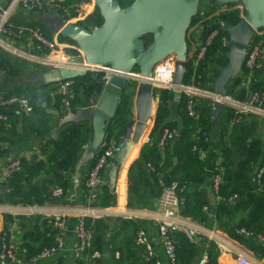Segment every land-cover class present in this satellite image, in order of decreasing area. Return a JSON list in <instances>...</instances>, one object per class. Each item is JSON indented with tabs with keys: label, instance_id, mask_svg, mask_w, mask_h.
I'll list each match as a JSON object with an SVG mask.
<instances>
[{
	"label": "trees",
	"instance_id": "obj_1",
	"mask_svg": "<svg viewBox=\"0 0 264 264\" xmlns=\"http://www.w3.org/2000/svg\"><path fill=\"white\" fill-rule=\"evenodd\" d=\"M91 1L92 0H52L53 3L59 2L60 4V9L56 12L58 15L62 16L70 23L93 30L101 27L103 19L97 7H89ZM116 1L122 8H126L131 4L129 0ZM219 6L216 0H211L210 6H208V12L203 13L201 11V13H197L191 23V26H193V24L201 18L200 15L204 14L205 17L210 18V20L206 21L204 24L205 36L207 33L211 32V30L219 31L212 47L209 48L207 52L205 60L200 66V73H204V76L209 72L213 73L214 76H218L220 71L227 65L226 54L228 49L225 45L229 40L228 29L237 26L242 20L239 11L222 13L212 17ZM85 8H88L87 10L90 8L92 10L91 14L87 13ZM41 13L48 14L50 12L47 8ZM80 16L86 19L82 20ZM24 26H28V28L34 30H37L38 27L41 28L40 32L46 34V36L45 34L43 35L45 38L49 34L55 35L54 32L50 31L45 25L29 23L16 16L11 18L9 26L6 28L11 32L10 36L13 37V35H16L19 39L21 36L19 35V28ZM24 34L28 33L24 32L23 35ZM148 37L144 39L146 44L150 43L147 41ZM60 39L61 43H63L61 50H63L66 55L72 59L80 56V49L74 42L61 36ZM261 42H264V36H256L252 40L251 46L260 45ZM36 43L37 42L34 40L33 44L35 49H33V51L37 50ZM13 64L14 59L0 49V70L6 72H9V70L13 71ZM244 71L243 69L240 77L235 79L230 87L229 95L234 99H244V92L237 91L239 86L245 82ZM135 72H138V70H135ZM260 74L261 72L256 75L253 86L256 92H260L264 95V80L259 79ZM191 77V64H188L183 83L189 84ZM92 78L93 74H87L75 79L77 83L76 88H85L83 96L86 98H90L101 90L99 81L93 80ZM136 85V83H133L131 88L134 89ZM14 94L22 95L29 99L30 104L34 108V114L39 116L42 120V122H39L37 125L39 128L38 131L35 132L40 136L48 135L51 130L48 124L53 122L52 115L48 113V110H58L61 105L60 98L57 97L55 100L52 99V87L41 84L31 89L3 91L4 96H11ZM79 101L80 98H76L72 102L73 110L77 109ZM129 104V96H126L116 121V124L119 125L121 129L125 128L124 123L129 115ZM172 104L176 106L180 122L169 120V111ZM186 106L187 98L185 95H177L171 91L159 92V103L150 140L143 147L139 158L132 164L128 172V193L131 200L128 207L140 210L153 209L163 186L169 185L172 182H178L181 187L186 186V189L179 194L181 216L204 223L207 220V212L204 211V209L208 208V203L201 196H196L192 192V188L202 185L205 180L206 162L201 152L208 150L209 135L214 127L211 114L212 102L207 99H198L196 107V111L200 116L198 121L189 116ZM226 116L229 122L227 127L230 130V136L223 144L221 164L217 171L221 175L222 181L217 193L219 203L216 209V220L220 223L221 220H231L235 214L240 211L246 213V218L242 220L247 221L241 222L233 232L230 233V236L234 240L243 244L246 242L243 240L244 236L241 234L242 231H246L253 236L257 235L264 237V188L259 190L255 175H253L254 167L259 162H261V168L264 167V144L260 139L255 137L256 122L249 120V118L252 117H242V119L236 123L238 116H236L232 108L226 109ZM153 117L154 110L149 127L152 124ZM233 122L234 125L230 128ZM165 130L177 131V139L174 138L167 143L165 153L162 156L159 152L157 143ZM225 130L226 127L223 128V132ZM89 131V129H84L83 126L70 125L65 127L59 134L55 142V147L47 156L46 161L31 165L27 170L22 183L17 185L13 190L10 203L13 205L39 206L50 202L52 200L51 195L50 197L44 196L35 183V179L48 169L53 172V177L60 185L59 187L64 189L66 195L67 191L72 188V181H68V178L74 173L75 167L82 157L83 148L88 142ZM121 136L122 131L120 133L110 131L106 140L114 138L118 141ZM143 140L144 137L141 143ZM174 159L177 161L176 164ZM20 162L22 166L27 164L25 159H20ZM93 165L94 161L87 164L83 168L82 173L88 176ZM148 166H150L151 169L148 168ZM125 176L126 172L122 178L124 190L126 183ZM84 182L82 185L84 194L81 201L83 204L87 205V192ZM115 203V195L111 193L107 186H102L99 196L91 206L108 208L113 207ZM85 222L88 229L92 231L90 252H103L105 243L102 220L85 218ZM129 223L132 227H135V239L131 248L128 249V251L130 250L131 254H133L130 258L134 259L135 256H137L140 264H156L157 258L155 256L148 258L146 247L140 244L138 245L137 243L141 228L135 222L130 221ZM45 225L47 227L45 236L49 235V238L45 239V244L35 251L34 248L28 246L30 259L40 254L44 248L55 245L54 234L50 233V222L46 221ZM169 235L176 247L177 264H193L197 257L196 244L191 243L182 232L171 231ZM132 247L136 252H132ZM119 251L122 250L119 249ZM206 255V264H218V253L214 245H212ZM125 257L128 256L120 254V258L117 260L116 264H125ZM77 264H84V262L78 261Z\"/></svg>",
	"mask_w": 264,
	"mask_h": 264
},
{
	"label": "crops",
	"instance_id": "obj_2",
	"mask_svg": "<svg viewBox=\"0 0 264 264\" xmlns=\"http://www.w3.org/2000/svg\"><path fill=\"white\" fill-rule=\"evenodd\" d=\"M9 1L10 0H0V3L5 7L9 3ZM87 9L88 8H85L86 12L91 14L92 11L90 10L88 12ZM24 11L25 12H23V9H18L15 13H19V15L22 16L21 19H24V21L27 22H29L27 20L28 17H32L37 13L39 14V12L32 10ZM202 12H208V7L206 5L204 6ZM85 19L86 18L82 20ZM20 28H28V26ZM54 34L56 35L57 33L54 32ZM25 37H27V40L23 39ZM12 41L14 46H18L20 50H27L29 46V49L27 51H30V48L33 46V43H30L32 42V39L29 34H24L22 38L20 37L16 40L13 39ZM262 63L264 65V61ZM240 75L241 73L238 77H240ZM216 78L217 76H214V74L212 73V80L210 79L211 81L208 84V90L214 92V81ZM259 79L264 80V69L261 71ZM231 85L229 86V90ZM247 89L248 86L244 82L243 84H241V86H239L237 91H243L247 96ZM251 89L252 91H255L254 86H252ZM133 91L134 90L132 88H127L125 90L126 96L131 97ZM1 95H3V91L0 92V96ZM89 99L90 98H86L82 94L76 110L90 107L91 104ZM227 108L230 107L224 106L218 118L213 119L214 127L209 135V148L203 154L206 162L205 180L202 185L192 188V192L196 196H201L208 203V208H206V210L204 209V211L207 212L206 222L200 223L198 221L187 218L195 226L194 236L196 241L195 244L197 246V257L193 264H200V262L207 257L206 254L208 250L211 249L212 245H214L217 249L218 264H238L236 259L242 254H244L252 262V264H264V244L258 240V238L256 237L257 235L253 236L250 233H241L244 236L243 240L246 242L243 244L234 240L230 236V233H232L233 230L241 222L247 221L242 220L243 218H246V213L240 211L239 213H236L231 220H221L220 223L218 222V220H216V209L219 203V199L213 190L212 180L214 178L217 163L221 160L222 157L223 144L228 140V137L230 136V130L227 127L229 123L226 116ZM48 113L52 115L53 122L51 124H48L51 130L48 135L44 136H40L35 132L39 129L37 125L39 122H42L41 118L35 114L27 116L17 108L10 111V126L6 125L3 122H0V174L4 170V168L14 160L25 159L27 162V164L23 165L22 168L11 178L6 179L0 183V207L6 208V210H0V238L4 232H8L18 245L17 264H77V262L81 260V256H79L76 251V247L78 244L77 226L80 216L84 215L83 210L86 209V211H89L88 209L90 207L83 204V202L81 201L84 194L82 185L88 177L87 174L82 173L83 170L81 171L79 187L75 188L74 186V170V173L68 178V181H72V188L67 191L66 195L62 199H52L50 202H47L44 205H39L38 207L42 209L41 212H36L35 214H21L17 211H14V209H10L16 208L18 206L10 203V197L15 187L22 183L25 174L31 165H34L41 161H46L47 156L53 151L55 142L57 141L58 136L61 133L60 131L57 135H55V129L58 127L62 116L56 109H49ZM155 116L153 117L151 126L146 129L143 135L144 140L139 145V149L135 159L129 165L127 171H125V190L123 186L124 182L120 178L121 172L118 178L116 191L112 192L109 189L111 193L115 195V205L108 208L93 207V209H91L86 216L87 218H93L94 220H102L104 226L103 238L105 248L103 252H101L103 254V257L99 264H116L117 260L120 258V254L128 256L125 257V264H140L138 257L135 256L134 259L130 258V256H133V254H131L130 250L128 251V249L133 245L135 239V227H132L130 225V221L135 222L141 228L140 231L145 232L146 237L151 247L153 248V253L157 258V262L159 264H167V258L158 231V222L156 221L155 217L158 214L157 200L153 209L140 210L128 207L131 202L128 193V172L132 164L139 158L143 147L150 140L155 122ZM169 120L173 122H180L176 106L173 104L170 106ZM249 120L256 122L255 137L260 139L264 144V120H261L259 118H249ZM116 121L117 118L110 126L108 133L110 131H115L116 133H120L121 131H123V129H121L119 125L116 124ZM83 127L84 129L90 130L88 133L89 142L91 139V129L89 126ZM225 127L226 130L223 132V128ZM85 146L83 150H85ZM134 152L135 150L133 149L131 154ZM110 168H108L106 171L104 182H106L108 179V172ZM260 168L261 162H259L254 167L253 175H255V178ZM35 183L37 184L41 193H43L44 196L49 197L51 195V192L56 187L60 186L53 177V172L50 169L46 170L37 179H35ZM65 210H72V212H68L66 229L60 235V238H62V240L64 241V249L49 259H38L39 254L33 259H30V251L28 249V246L34 248L35 251L45 244V239L49 238L48 235L45 236V232L47 231L45 222H50L49 216H55L61 211ZM209 232H213L215 236L223 239V244L226 246V250L223 251L217 245V243L210 238ZM50 233L55 234L52 227ZM53 237L55 238L56 243L57 237L55 235ZM259 248H261L262 250ZM119 249H121L122 251H119ZM131 250L132 252H136L133 247Z\"/></svg>",
	"mask_w": 264,
	"mask_h": 264
},
{
	"label": "water",
	"instance_id": "obj_3",
	"mask_svg": "<svg viewBox=\"0 0 264 264\" xmlns=\"http://www.w3.org/2000/svg\"><path fill=\"white\" fill-rule=\"evenodd\" d=\"M129 1L131 4L122 8L116 0H94L103 23L93 30L70 23L57 13L46 16L45 26L79 47L81 55L73 62L83 67L110 68L126 74L138 70L141 77L150 79L155 66L174 55L177 64L173 82L177 86L181 85L188 61L187 33L198 13L201 0ZM216 2L223 6L240 3L245 9L241 22L228 29L229 40L225 45L228 49L227 65L214 81V93L226 97L229 86L242 72L252 40L259 31L264 30V0ZM148 36L152 39L146 44L144 39ZM85 75L83 70L52 69L39 80L54 88L63 81ZM100 84V92L89 99L91 106L68 113L61 118L55 129V135L70 125L89 126L91 129V139L75 167V188L80 185L83 168L101 153L109 128L123 107L125 90L131 88L133 83L114 76L108 84ZM133 90L129 97L131 119L118 141L119 150L108 172V179L102 183L103 187L107 186L112 192L117 189L124 163L149 128L155 106V93L151 84L142 82ZM223 108V103L212 102V118L217 119ZM174 162L177 163L176 159Z\"/></svg>",
	"mask_w": 264,
	"mask_h": 264
},
{
	"label": "built area",
	"instance_id": "obj_4",
	"mask_svg": "<svg viewBox=\"0 0 264 264\" xmlns=\"http://www.w3.org/2000/svg\"><path fill=\"white\" fill-rule=\"evenodd\" d=\"M60 2V1H59ZM59 2H51L49 8L44 6L43 0H10L7 6H3L0 3V34H11V32L6 28L9 26L10 20L14 13L18 9L32 10L37 12H43L48 8L53 10L50 12H57L60 9ZM91 2H94L92 0ZM231 7H228L230 6ZM90 7L94 8L89 4ZM96 7V6H95ZM91 9L89 8L88 12ZM92 11V10H91ZM231 11H239L242 18L244 17L245 9L240 3L220 5L212 17L218 16L222 13H228ZM82 19L85 17L80 16ZM199 18L193 26H190L187 33V45H188V61L187 65L191 64L192 77L189 84L182 83L177 86L174 84V74L176 71L177 58L174 55L167 57L164 61L160 62L153 69L152 77L150 79H145L141 77L139 72H132L130 74L116 72L110 68H93V67H83L77 65L73 62L76 58L72 59L63 51L60 54L61 48L55 46L47 40L43 34L32 28H19V35L27 32L34 40L37 42V50L35 46L30 48V51L20 50L16 52L18 57L33 61L36 64L47 67L49 70L52 69H74L83 70L86 74H93V80H98L99 83L108 84L109 80L114 77H120L130 80L132 83L140 84L146 82L152 85L155 93L154 103H159V92L160 91H171L177 95H185L187 98L186 110L189 116L198 121L200 119L199 114L196 111L198 99H207L210 102H221L224 106H228L235 111L237 117L236 123L239 122L242 117H252L264 120V95L260 92L252 91L251 87L257 74H259L263 69L264 61V42L260 45L249 47L246 60L243 66L245 83L248 86V95L244 96V99L238 100L234 99L232 96L228 95L222 97L215 94L213 91L208 90V84L210 83L212 73L201 74L200 66L205 60L209 48L212 47L214 40L219 34L218 30H211L205 36L204 24L210 18L205 17L204 14L200 15ZM263 31V30H262ZM259 31L256 36L263 37L264 33ZM13 39L16 40L18 37L13 35ZM0 44H2L0 42ZM81 55V51H80ZM242 69V70H243ZM242 73V72H241ZM205 79V82H204ZM75 80L63 81L52 87V99L55 100L57 97L61 100V105L58 108L59 114L64 117L68 113L75 110L72 109V102L76 98H80L84 93L85 88H76ZM19 109L25 115H34V108L30 104L27 97L22 95H11V96H0V122L5 123L10 126V111L12 109ZM234 122L231 124V127ZM199 131V130H198ZM177 137V131L175 130H165L158 140V149L160 154L163 156L167 143L172 141ZM118 144L114 139L105 141L104 146L100 154H98L94 160V165L85 181V189L87 192V206L89 211H84V215H81L77 226V239L78 244L76 251L81 256V262L84 264H99L103 254L101 252H90L91 242H92V232L86 226L85 218L93 207L91 204L95 202L96 198L100 194L102 183L104 182V176L108 168L113 165L114 158L118 153ZM204 152H201L202 157ZM221 164V160L217 163L214 178L212 180V187L214 192L218 193L220 184L222 181L221 175L217 172L218 167ZM22 168L20 160H14L10 162L0 174V183L6 179L11 178L16 172ZM148 168L151 169L150 166ZM255 180L258 183L259 190L264 188V167L260 168L256 174ZM186 189V186H180L178 182H172L169 185L163 186L161 193L157 199V210L158 214L155 216L158 222V231L162 241V246L167 258V264H177V252L176 247L170 238L169 233L171 231L182 232L186 235L188 240L195 244L194 229L195 226L187 219L181 216L180 209V197L179 194ZM65 196L64 189L62 187H56L51 192V197L53 200L62 199ZM6 210V208H1L0 210ZM14 209L21 214H35L36 212H41L42 209L38 206H23L18 205ZM206 210V209H205ZM75 211V210H73ZM68 212L72 210L61 211L55 216H49L51 227L55 232L57 241L54 246L44 248L38 259L45 260L52 256L58 254L64 249V241L60 238V235L65 231L67 225ZM51 217V218H50ZM243 234H249L246 231H242ZM210 238L217 243V245L224 251L226 246L223 244V239L217 237L213 232H209ZM49 237V235H48ZM258 240L264 244V237L257 236ZM138 245H143L148 251V258L153 257V248L151 247L145 232L141 231L137 238ZM17 253L18 245L8 232H4L0 238V264H17ZM238 264H252V262L244 255L238 256L236 259ZM156 264H159L158 262ZM200 264H206V258H204Z\"/></svg>",
	"mask_w": 264,
	"mask_h": 264
},
{
	"label": "rangeland",
	"instance_id": "obj_5",
	"mask_svg": "<svg viewBox=\"0 0 264 264\" xmlns=\"http://www.w3.org/2000/svg\"><path fill=\"white\" fill-rule=\"evenodd\" d=\"M51 2L52 0H43L44 6L48 8ZM210 2L211 0H201L199 8H198V13L199 12L201 13L205 5L207 7L210 6ZM89 4L92 5L94 8H96L94 2H90ZM228 7H231V5ZM49 10L53 11L51 9ZM23 12L25 11L23 10ZM54 14H56V12L48 13V15L46 14L43 15V13L39 12V14L37 13L36 15L32 17H28L27 20L29 21V23L45 25L46 16H52ZM13 16H16L19 19L22 18V16L19 15V13H15ZM37 30L41 31V28L38 27ZM262 33H264V30L262 31ZM42 34L44 35L45 33H42ZM20 37L22 38L23 35ZM46 38L51 43H54L55 46H58L60 48L63 47L62 45L63 43H61L60 41L61 39H60L59 34H56V35L49 34L47 35ZM23 39L27 40V37ZM151 39H152L151 37H148L147 41L151 42ZM12 40H13V37L10 36L9 34H3V33L0 34V42L2 43L0 44V49L3 50V52L7 53L12 59H14L13 71L9 70V72H6V71L0 70V82L2 81L0 84V92L8 91V90L13 91L15 89L25 90V89H31V88L40 86L42 82L39 80V78L42 77V75L45 74L49 69L45 66L34 63L32 60L29 61L27 59L18 57V54L16 52L20 51V49L18 48V46H14ZM57 51L59 52L57 54H60L61 51L63 52V50L59 51L58 49ZM157 108H158V105L157 103H155L154 116L157 112ZM130 119L131 117L129 114L128 117L126 118V122L124 123V127L130 121ZM118 141L116 140V142Z\"/></svg>",
	"mask_w": 264,
	"mask_h": 264
},
{
	"label": "bare ground",
	"instance_id": "obj_6",
	"mask_svg": "<svg viewBox=\"0 0 264 264\" xmlns=\"http://www.w3.org/2000/svg\"><path fill=\"white\" fill-rule=\"evenodd\" d=\"M153 110H154V106H153ZM152 115H153V114H152ZM149 125H150V123H149ZM149 125H148V126H149ZM143 137H144V136H142V138H143ZM142 138L140 139V142L138 143V145L134 147L135 152L132 153L131 155H129L128 159H127L126 162L124 163V165H123V167H122V170H121V176H120L121 179L123 178L124 173H125V171L127 170V168L129 167V165H130V164L132 163V161L135 159Z\"/></svg>",
	"mask_w": 264,
	"mask_h": 264
}]
</instances>
